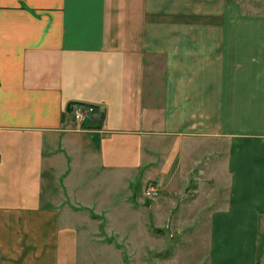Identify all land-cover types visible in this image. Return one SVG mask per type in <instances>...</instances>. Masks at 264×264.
Wrapping results in <instances>:
<instances>
[{
	"label": "crops",
	"instance_id": "1",
	"mask_svg": "<svg viewBox=\"0 0 264 264\" xmlns=\"http://www.w3.org/2000/svg\"><path fill=\"white\" fill-rule=\"evenodd\" d=\"M199 179L210 264H264L261 9L0 0V264H118L95 207Z\"/></svg>",
	"mask_w": 264,
	"mask_h": 264
},
{
	"label": "rangeland",
	"instance_id": "2",
	"mask_svg": "<svg viewBox=\"0 0 264 264\" xmlns=\"http://www.w3.org/2000/svg\"><path fill=\"white\" fill-rule=\"evenodd\" d=\"M230 1L238 2L248 14L259 9L264 13V0ZM195 181L197 188L202 187L196 188L197 191L192 180L189 184L181 183L179 189L165 191L166 194L157 181H151L145 188L138 185L128 203L121 201L120 192L121 203L115 207H95V211L104 210L99 218L100 241L116 248L118 264L211 263L209 212L220 206L208 204L210 194L221 191L214 190V184L204 179ZM151 187L158 193L154 197L146 196ZM199 193L203 195L200 198ZM218 199L220 201L222 196L218 195ZM260 242L262 257L264 235Z\"/></svg>",
	"mask_w": 264,
	"mask_h": 264
},
{
	"label": "built area",
	"instance_id": "3",
	"mask_svg": "<svg viewBox=\"0 0 264 264\" xmlns=\"http://www.w3.org/2000/svg\"><path fill=\"white\" fill-rule=\"evenodd\" d=\"M96 108L92 105L84 104H72L70 107V114L75 122L85 123L92 115L96 113ZM157 190L154 187H151L147 190L146 196L154 197L156 196Z\"/></svg>",
	"mask_w": 264,
	"mask_h": 264
}]
</instances>
